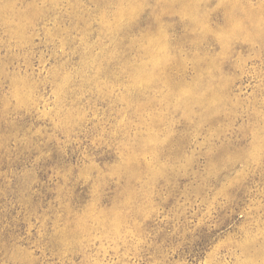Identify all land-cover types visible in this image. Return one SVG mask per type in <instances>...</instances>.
<instances>
[{"label": "rangeland", "instance_id": "obj_1", "mask_svg": "<svg viewBox=\"0 0 264 264\" xmlns=\"http://www.w3.org/2000/svg\"><path fill=\"white\" fill-rule=\"evenodd\" d=\"M0 264H264V0H0Z\"/></svg>", "mask_w": 264, "mask_h": 264}]
</instances>
